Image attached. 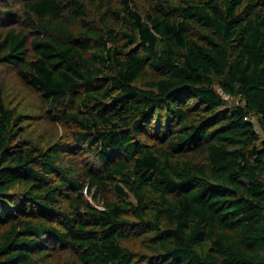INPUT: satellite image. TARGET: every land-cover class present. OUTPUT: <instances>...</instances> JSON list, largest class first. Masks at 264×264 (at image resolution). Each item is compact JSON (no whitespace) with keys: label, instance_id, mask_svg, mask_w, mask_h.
Instances as JSON below:
<instances>
[{"label":"trees","instance_id":"obj_1","mask_svg":"<svg viewBox=\"0 0 264 264\" xmlns=\"http://www.w3.org/2000/svg\"><path fill=\"white\" fill-rule=\"evenodd\" d=\"M256 130L264 0H0V264H264Z\"/></svg>","mask_w":264,"mask_h":264},{"label":"rangeland","instance_id":"obj_2","mask_svg":"<svg viewBox=\"0 0 264 264\" xmlns=\"http://www.w3.org/2000/svg\"><path fill=\"white\" fill-rule=\"evenodd\" d=\"M9 71H6V70H2L1 72V75L3 76V78L5 77V80L7 81L8 83V87L9 89H12L11 91L13 92H8V95H9V100L12 102L13 104V107L15 108H19L23 111V113H26L28 115H41L40 113V109H39V106H38V101H37V98L33 95H30L29 93H25L26 95L22 97V99L20 100V98H18V95L16 94V91L18 90L17 88V82L15 81V79L11 80L10 79V76H9ZM36 125H41L39 123L37 124H34L33 128L36 126ZM32 125L28 126V130L29 128L31 127ZM32 130L28 131L26 134L27 135H31L32 134ZM59 135L62 134V131L59 130ZM34 137H39L38 135L34 134ZM42 139H45L46 136L45 135H42L41 136Z\"/></svg>","mask_w":264,"mask_h":264},{"label":"built area","instance_id":"obj_3","mask_svg":"<svg viewBox=\"0 0 264 264\" xmlns=\"http://www.w3.org/2000/svg\"><path fill=\"white\" fill-rule=\"evenodd\" d=\"M256 132H257L258 134L260 133L259 135L261 136L262 139H264V133H262V132H260V131H258V130H256Z\"/></svg>","mask_w":264,"mask_h":264}]
</instances>
